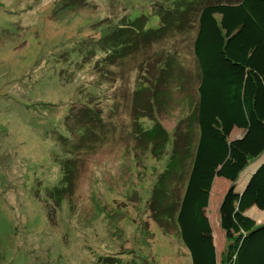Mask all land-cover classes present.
Masks as SVG:
<instances>
[{"label": "rangeland", "instance_id": "rangeland-1", "mask_svg": "<svg viewBox=\"0 0 264 264\" xmlns=\"http://www.w3.org/2000/svg\"><path fill=\"white\" fill-rule=\"evenodd\" d=\"M216 1L0 0V264H191L172 222L153 215L188 164L184 118L197 81L190 35L158 39L104 72L98 56L77 60L75 52L118 20L144 17L154 27L170 11L196 3L192 18ZM147 98L150 114L142 110ZM78 102L99 110L105 127L96 131V152L74 160L73 192L57 203L49 196L61 180L56 138L66 134L67 113L85 111ZM155 123L166 139L152 150L135 132ZM227 189L215 184L207 210L218 258L225 245L218 201ZM257 211L245 215L259 218Z\"/></svg>", "mask_w": 264, "mask_h": 264}, {"label": "trees", "instance_id": "trees-1", "mask_svg": "<svg viewBox=\"0 0 264 264\" xmlns=\"http://www.w3.org/2000/svg\"><path fill=\"white\" fill-rule=\"evenodd\" d=\"M194 6L170 11L165 23L154 27H149V20L144 17L143 21L130 23L118 20L120 25L96 42L78 43L80 49L74 51L75 57L83 59V53L98 56L96 63L100 62L104 72L124 64L130 55L158 39L190 35L197 81L195 98L184 118L188 164L177 191L161 194L157 207L165 206L153 210V215L158 222H172L191 264H264V223H256L245 215L251 207L264 211V0L207 2L190 18L187 13ZM150 92L153 95L154 90ZM84 93L86 98H94L96 89L87 87ZM145 101L147 109L142 110L150 114L151 102L148 98ZM68 104L73 107L74 102ZM82 104L78 102L85 111L63 117L66 134L56 138L63 154L58 162L61 180L49 190V196L57 203L62 201V194L73 192L74 160L83 154H94L101 144L96 131L105 127L102 113ZM69 118L75 122L71 124ZM139 129L135 137L152 150L165 142L159 123ZM234 130L240 132L239 137L232 136ZM179 136L177 133L173 139L174 147ZM258 159L245 183L239 186L240 174ZM215 178L229 182L217 210L225 238L219 258L206 212ZM159 191L164 190L161 187Z\"/></svg>", "mask_w": 264, "mask_h": 264}, {"label": "crops", "instance_id": "crops-1", "mask_svg": "<svg viewBox=\"0 0 264 264\" xmlns=\"http://www.w3.org/2000/svg\"><path fill=\"white\" fill-rule=\"evenodd\" d=\"M232 136L235 138V137H239L240 136V132L238 131V130H234L233 132H232ZM263 157V156H262ZM260 159V158H259ZM259 159L258 160H256V161H254V162H252V163H250L246 168H245V170L240 174V176H239V178H238V180H237V183L239 184V186H242L244 183H245V181L247 180V178H248V176H249V174L252 172V170L255 168V166L258 164V162H259ZM216 183H224L225 185H227V187L229 186V182H227V181H225L224 179H221V178H215L214 179V181H213V185H212V190H211V192H210V196H209V203H210V199H211V195L213 194V192H214V186H215V184ZM238 186V187H239ZM221 199L222 198H220V200L218 201L219 203H220V201H221ZM209 205V204H208ZM252 208H254V209H256L255 207H251L250 209H252ZM207 210H208V207H207V209H206V212H207ZM257 210V209H256ZM258 212V214L260 215V217L259 218H257V217H252V219L256 222V223H264V221H261V220H264V211H257ZM207 216H208V214H207ZM208 218H209V216H208ZM209 221H210V218H209ZM210 226H211V230L213 229V226H212V223H211V221H210ZM212 235H213V230H212ZM213 241H214V238H213ZM214 247H215V242H214ZM216 249V248H215Z\"/></svg>", "mask_w": 264, "mask_h": 264}]
</instances>
